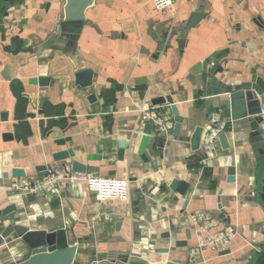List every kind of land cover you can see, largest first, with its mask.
Returning <instances> with one entry per match:
<instances>
[{
  "label": "crops",
  "instance_id": "0c3cea01",
  "mask_svg": "<svg viewBox=\"0 0 264 264\" xmlns=\"http://www.w3.org/2000/svg\"><path fill=\"white\" fill-rule=\"evenodd\" d=\"M66 4L0 0V233L9 224L65 229L77 247L74 264H256L264 252V0H173L164 11L151 0H95L77 37L61 30ZM195 13L204 17L189 27ZM88 69L93 84L82 88L76 74ZM33 78L50 81L33 85ZM252 85L262 91V122L232 121V93ZM165 96L184 119L180 137L173 135L171 107L152 104ZM153 107L170 114L172 126L164 132L154 124L139 154L147 123L140 111ZM213 116L230 148L219 140L215 151L202 145L193 151L182 137L199 126L205 136ZM69 149L74 158L54 160ZM73 160L98 176L129 180L130 200L98 201L80 182L56 195L14 189ZM232 166L235 183L227 181ZM14 169L26 177H13ZM12 205L17 210L5 216ZM201 211L213 215V232L231 228L239 236L229 254L207 249L191 262L194 238L185 248L176 242L187 230L195 236L193 215ZM31 252L13 235L0 244V264L19 263Z\"/></svg>",
  "mask_w": 264,
  "mask_h": 264
},
{
  "label": "water",
  "instance_id": "95a60500",
  "mask_svg": "<svg viewBox=\"0 0 264 264\" xmlns=\"http://www.w3.org/2000/svg\"><path fill=\"white\" fill-rule=\"evenodd\" d=\"M95 0H67L65 7V16L62 20L60 27L62 32L77 37L81 34L86 20V11L88 8L93 6ZM204 16L200 13H195L191 17L188 23L189 27H195ZM155 39L154 35L150 33ZM160 48L165 47L163 43H159ZM94 79L93 70H83L76 74V84L82 88L92 86ZM49 78H33L30 83L33 85L47 86ZM262 95V91L256 86H244L240 89H236L231 95V119L232 121H240L249 119L253 124H260L262 122V109L260 107L259 96ZM143 97V94H141ZM90 101L96 100L95 95L90 96ZM154 106L168 105L171 107V112L174 117V129L173 135L180 137L184 128V119L179 114L178 106L175 104L171 96L158 97L152 100ZM42 123V121H41ZM257 130V127H254ZM156 127L152 122H147L144 127V135L139 145V154H143L150 144L153 131ZM158 134H161L158 131ZM204 137V128L202 126L197 127L192 133L191 137H182L183 141L189 143L193 151L200 149ZM219 140L222 148L227 150L230 148L229 137L226 132L222 131L219 135ZM164 139H162V144ZM119 158L123 160L126 151V142L120 143ZM74 152L72 149L57 152L54 154V160L56 162L70 160L74 158ZM73 168L79 172H87V167L76 160L72 161ZM12 176L15 178L26 177L25 171L22 169H14ZM229 183L236 182V167L232 166L228 171ZM178 180L173 181L171 188L176 191L179 185ZM264 201V195L262 197ZM56 202H60L57 199ZM188 201H186L184 208H187ZM219 208L223 211L222 205ZM15 205L9 206L5 209L4 215L7 216L11 212L16 211ZM16 235L19 239H22L28 247L31 249V255L28 259L21 261L16 264H74L77 247L72 245L68 239L67 232L65 229H59L57 231L47 230H32L29 226L24 224H9L0 233V244L4 243L5 240ZM167 238L170 234L165 235ZM193 239L191 230L186 231V239L176 242V247L185 248L188 246L189 241ZM160 253H169V249H163ZM230 251H223L221 255H227ZM135 264H148V262H138ZM159 264H175L172 262L159 263ZM256 264H264V252L261 253Z\"/></svg>",
  "mask_w": 264,
  "mask_h": 264
},
{
  "label": "built area",
  "instance_id": "2783aa9c",
  "mask_svg": "<svg viewBox=\"0 0 264 264\" xmlns=\"http://www.w3.org/2000/svg\"><path fill=\"white\" fill-rule=\"evenodd\" d=\"M151 2L158 11H164L173 6V0H151ZM157 109L153 107L141 110L142 119L159 126L160 131L167 132L172 126V118L170 114L162 117ZM211 121L213 127L205 134L202 142V147L207 152L215 151L219 147V135L224 131V126L219 124L216 116H213ZM73 182L84 183L98 201L114 199L127 203L131 198L129 180L101 177L92 171L82 173L75 170L71 162H64L60 167L47 169L46 177L38 183L24 180L15 184L14 189L25 196L56 195L60 193L63 185ZM193 218L197 229L193 237L195 244L191 249V262H194L207 249L215 252L227 250L239 236L238 232L231 228L213 232L215 221L209 212H198L193 215Z\"/></svg>",
  "mask_w": 264,
  "mask_h": 264
}]
</instances>
